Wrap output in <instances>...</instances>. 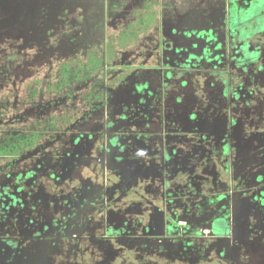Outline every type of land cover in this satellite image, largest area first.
<instances>
[{
    "label": "flooded vegetation",
    "instance_id": "af4514ba",
    "mask_svg": "<svg viewBox=\"0 0 264 264\" xmlns=\"http://www.w3.org/2000/svg\"><path fill=\"white\" fill-rule=\"evenodd\" d=\"M144 1L0 0V140L14 134L19 149L22 140L33 141L27 153L0 163V264H264V149L255 151L257 165L249 163L251 173L232 167L237 155L264 144L263 45L246 37L232 46L227 61L225 55L216 62L209 56L202 62L228 68L226 73L219 69L201 84L178 89L186 98L196 86L206 91L216 115L211 118L209 108L197 113L206 135L172 133L166 142L165 128L152 124L139 130L151 136L116 139L115 134L135 128L105 122L109 112L116 113L101 104L97 121L79 126L87 114L96 113L83 107L87 92L102 87L105 61L99 52L91 54L96 34L102 45L106 24L113 35L115 24L119 31L133 26L142 18ZM234 1L243 6L247 0ZM196 2L188 0L189 10H196ZM169 35L159 27L155 38L146 40L161 49ZM255 35L249 38H263L264 30ZM22 39L32 42L23 46ZM165 65L171 70L174 61ZM50 68L60 77L47 82L44 91L62 90L68 100L63 110L30 122L7 121L22 109L21 87L38 92ZM160 68L152 88L161 92L164 84L172 87L168 119L176 130L183 123V107L175 100L173 81L181 78L164 80ZM118 111L129 114L131 109ZM105 133L114 139L104 143ZM86 167L94 175L83 182L77 175ZM45 172L68 188L44 194L33 188L39 184H22ZM134 178L130 199L123 193Z\"/></svg>",
    "mask_w": 264,
    "mask_h": 264
},
{
    "label": "rangeland",
    "instance_id": "374dc122",
    "mask_svg": "<svg viewBox=\"0 0 264 264\" xmlns=\"http://www.w3.org/2000/svg\"><path fill=\"white\" fill-rule=\"evenodd\" d=\"M166 1L163 3L164 5L169 3L171 4L172 9L176 8L175 14L177 15V18L173 28L182 39V42L184 43L183 46L174 47V51L168 53L167 51L169 49H166L164 45L163 47H161V49L158 48V51H160L161 53L159 52V54H157V51H154L156 50V48H152L150 45L151 43L149 44L148 40H146V38H149V41H152L159 29V16L152 10L147 9L151 4L150 8H154V10H157L158 6L161 3L159 0L144 1L143 4L146 6V8L141 13V15L138 14L139 16H142V18H137L138 20L134 22L133 26H128L127 30H123V28H121V30L119 31L118 24H115V34L113 35L111 33V29H108V24H106L107 27L105 35L104 29L103 34H101L102 45L100 42V33H97L95 37L96 46L93 48L91 47L93 51L91 52V54L99 52L100 57L104 58L105 61V65H102L103 69L101 70V72L103 73L102 87H96L93 88L94 91H88V96L86 97V101L84 102L85 104L87 103V106H83L85 111L86 109H91L96 113L93 112V116L90 115L91 112L89 113V115L87 114V117L83 120L82 123L79 124V126H90L91 123L94 122L93 118H95V120L97 121V118H99L100 114L102 113L98 111L97 107L102 105V108L105 107V110H107V112L112 111L116 113L110 114L109 112L108 120H106V116L104 118L105 122L112 126L118 127L126 125V130L135 128L134 132L127 131L124 133L120 132L118 133V135L115 134L116 139L119 138V136L125 138L151 136V133L142 135L139 130L141 126H151L152 124H161L162 128H165L164 132L166 142L169 141L168 137L173 136L172 133H175V137H180V133L184 132L193 135L194 133H201L204 135L207 134L206 130L201 128L203 127V125H199L200 123L196 118L198 116L197 113L204 111L206 108L210 109L211 118L212 116H216L214 115L215 108H213V104L211 106V103L209 104V98H206V91H202L196 86V90L195 92H193L192 97L186 98L184 91L180 93L178 89H185L190 82H192V84H194L195 86V84L197 85L198 81L204 79V77H208V75L214 76L215 74H217V71H219V69H221L222 67L219 68L214 64H207L204 61L202 62L200 59H197L198 56H193V53H195V48H197L198 46L206 45L204 46V48L199 49L200 52H202L204 56L208 55L206 56V58L209 57L210 54H212L213 58H211L210 61L216 62L218 61L217 57H220L221 59V57L227 54L224 51L222 54H219L221 53V51L219 52V50H221V41L226 44L225 36H222L221 38V31H223L224 27L229 28L230 31L234 29V27L235 29L237 28L239 35L238 40L240 41L246 37L256 36V33L264 30V11H261L262 8H260V6H262L261 3H263L264 0H257L258 3H254V1L251 0L243 1L244 6L246 5L248 7V4L250 5L247 10H245L244 8L239 9V15L236 16L234 25H232L230 19L227 18V16L225 17L224 24V15L217 14L218 11H221L220 8L224 9L223 12L225 11L227 3H225L224 0H196L197 6L195 7V12H193V14L190 13V15H185L184 17H181V14L183 12L184 14L188 12L186 10L188 0L180 4L179 0L177 2H175L176 0ZM209 3L210 6L212 4H219L218 7H216V9L218 10L215 11L216 15H213L212 12H210L208 16V18L210 19L213 18L212 23L208 20L206 21L207 16L203 15L201 12L202 10L208 8L206 6H208ZM237 3L241 2L237 1ZM121 7L123 6L119 1H117V4H115V8L120 10ZM200 7L202 10L199 9ZM109 8L110 4L106 5V7L104 8L105 15L103 14L102 18L105 20H103L105 23L110 19L108 15ZM111 8H113V6ZM258 13H260L261 15L258 16ZM179 21H181V23ZM173 28H170V30L173 31ZM225 33L226 32H224V35ZM205 35H207L208 41L202 38V36ZM21 41L24 42L23 46H26L27 42L29 41L32 42V40L29 39H22ZM170 41H172V38H170ZM158 45L159 44H157V47ZM102 46L104 47V49L102 48ZM212 46L216 47L212 48ZM213 49L214 52L212 51ZM160 57L162 63H159ZM168 61H174V65H172L174 68H168L171 70H167L166 67H164V65ZM158 64L162 66H159ZM230 64L234 65V61ZM244 64L242 63V65ZM159 68L163 69L161 73L164 80L181 78V80L179 81H173L177 92L174 95L175 100L183 107V123L181 126H178V129L176 130L174 129L175 125L173 123L170 124L168 119L170 116V109L167 99L169 97V93L173 91L172 87L169 84H164V90L161 92L157 91V86L155 89L152 88L153 79L155 78V76H157ZM58 77H60V74H58L57 69L52 70L50 68L48 72L44 73L45 80L43 82H40L41 86H38L39 91L36 93L35 91H32L31 89H28L26 86L22 85L23 87H21L20 89V103L22 104V109L21 111L17 112L15 116L14 114H11L10 116L12 119L8 118L7 121L30 122L29 119L32 117L47 116L50 113L59 112V110L62 111V104H65L68 101L66 100L65 96H61L62 90L56 91L50 90L51 88H49L48 93L44 91V89H48V85H46V83L52 80L57 81L59 80ZM187 77H190L191 79H185ZM96 79L97 77L95 78V80ZM199 83L201 84V81H199ZM66 89L67 88L65 87V90ZM81 92L82 91H77V94L75 93V95H81L79 94ZM159 94H161L162 96L160 97ZM32 99L37 102H33ZM162 102H164V104H162ZM118 107L120 110L122 109V107H126L127 111L128 108H130L131 111H129V114L128 112L124 114L118 111ZM11 108H13V105L11 106ZM160 112L161 114H159ZM104 115L105 112L103 110V116ZM216 125H218V123H216ZM106 138L114 139V134L108 137V135H106L105 133V135L103 136V140H105L104 143H106ZM95 149L98 148L95 147ZM263 149L264 144L262 142L261 146H259L257 149L255 148V150L249 151L248 153L241 156L237 155L235 157L236 159L232 161V167L241 169L247 174L251 173L249 170L250 167H248L249 163L252 161L253 164L257 165L258 156H256L255 151H261ZM86 159L87 158L84 157V161H86ZM149 162L150 159H148L147 165H145V167L150 165ZM47 174L48 172H45L44 175L41 174L39 176H36L33 182H31L30 180L23 182L22 180V184L27 183L30 186L31 184H39V186H35L33 188L40 189V191L42 190L44 194L46 189H49V191H52L51 189H54L53 194H59V187L68 188L63 187L62 185H57L53 174L51 176H48ZM92 175H94V172L91 171V167H86V172L84 171L81 172V174H78L77 179L80 178V181H83V179L87 181L91 179ZM257 175L260 174L254 175V178H257ZM136 179H133L134 181L132 185L127 191L123 193L128 194L130 199L135 194L137 183V181L135 182ZM39 180H41V182H39ZM220 183L224 184L223 181ZM42 186L45 189H42ZM30 202L33 204V201ZM168 227H170V224ZM216 227L220 232L224 231L220 225Z\"/></svg>",
    "mask_w": 264,
    "mask_h": 264
},
{
    "label": "crops",
    "instance_id": "0c3cea01",
    "mask_svg": "<svg viewBox=\"0 0 264 264\" xmlns=\"http://www.w3.org/2000/svg\"><path fill=\"white\" fill-rule=\"evenodd\" d=\"M152 1H154V0H152ZM161 3H160V9H159V6H158V9L157 10H154V8H150V6H151V4H150V6L147 8V9H149V10H152L154 13H156L158 16H159V24H158V26L159 27H165V29L167 30V31H169V33H170V35L167 37V40L168 41H170V38H172V41H170L168 44H167V46H166V49H169L167 52L169 53V52H172V51H174V47H182L183 46V42H182V39L180 38V36L177 34V32L175 31V29L173 28L174 27V23L176 22V18H177V15L175 14V9L176 8H174V9H172L171 8V4H169V3H167L166 5H164L163 3L166 1V0H159ZM174 1V0H173ZM178 0H176L175 2H177ZM167 2V1H166ZM184 2H186V0H179V4L180 3H184ZM188 3V2H187ZM178 4V5H179ZM219 5V4H218ZM218 5L217 4H212L211 6H206V7H208L207 9H204V10H202L201 9V7L199 8V9H201L202 11V14L203 15H205V16H207V14H210V12H212V14L213 15H216L215 14V11H218L217 9H216V7H218ZM214 8V9H213ZM209 9V10H208ZM188 12H186L185 14H184V12L181 14V17L183 16H185V15H190V13H192L193 14V12H195V11H192V10H189V8H188V6H187V9H186ZM220 12L218 11L217 12V14H221V15H223L224 13H223V8L221 9L220 8ZM146 13V12H145ZM145 13H144V15H145ZM165 18V21L163 20ZM219 18V17H218ZM168 21V22H167ZM183 21H184V19H183ZM206 21H207V18H206ZM180 23H181V21H179ZM169 23V25L170 26H168L167 27V24ZM167 27V28H166ZM170 28H173V31H171L170 30ZM206 37H205V39L204 40H206V41H208V37H207V35H205ZM152 48H157V52L156 53H158V52H160V51H158V48L160 49V47H157V44H155V45H152L151 46ZM154 51H156V50H154Z\"/></svg>",
    "mask_w": 264,
    "mask_h": 264
},
{
    "label": "trees",
    "instance_id": "16d2710c",
    "mask_svg": "<svg viewBox=\"0 0 264 264\" xmlns=\"http://www.w3.org/2000/svg\"><path fill=\"white\" fill-rule=\"evenodd\" d=\"M261 4H262V6H260V8H262L261 11H264V2ZM249 5L250 4H248V6ZM239 6H240V9L244 8L246 10L248 8V7L247 8L244 7V5L241 6V4H239ZM259 15H261V14L258 13V16ZM232 18H233V20H236L235 19L236 16H232ZM223 23L225 24V18L223 19ZM251 39H253V38L248 37L247 38V40H249L248 42L254 43L255 41H257L260 45H263V47H264V37L263 38H257L256 37L253 40H251ZM233 45H235V44H233ZM60 69H61V71H63V67H61ZM32 145H33V141L31 140V138H26V139L21 141V145H20V149H19V146H17V141L14 138V134H7L6 138L4 140H0V163L6 162V161H11V159L13 157H15L17 155L20 156V155L27 153V151L31 150ZM219 181L220 182L223 181L226 186L229 185L228 184L229 181H224L221 177L219 178Z\"/></svg>",
    "mask_w": 264,
    "mask_h": 264
},
{
    "label": "water",
    "instance_id": "95a60500",
    "mask_svg": "<svg viewBox=\"0 0 264 264\" xmlns=\"http://www.w3.org/2000/svg\"><path fill=\"white\" fill-rule=\"evenodd\" d=\"M224 2L225 3H227L226 4V7H225V11L223 12L224 14V18L227 16V18H229L230 19V21H231V23H232V25H234V23H235V20H233V18H232V16H237V15H239V13H238V11H239V9H240V6H239V3H237V2H235L234 0H224ZM223 3V2H222ZM244 7H246L247 8V6L245 5ZM249 7V6H248ZM248 9V8H247ZM246 9V10H247ZM208 16H209V14H207V20L209 21V22H211L212 23V19H210V18H208ZM237 27H238V25H237ZM226 32L225 33V35H224V33L223 32ZM222 32V34H221V38H222V36H225V38H226V44L224 43V42H222L221 41V46H220V48L221 49H223V51H225V53H228L229 52V50L231 49L232 50V46H233V44H236L238 41H240V40H238V29L236 28L235 29V27H234V29H232L231 31H230V29L229 28H225L224 27V29H223V31H221ZM220 35V34H219ZM218 35V36H219ZM205 37L206 36H202V38L203 39H205ZM210 42V41H209ZM204 46H206V45H202V46H198L197 48H195V53H193V56H198L197 57V59H200L201 61L202 60H205V59H207V58H209V57H207L206 58V56H208V55H206V56H204L203 54H202V52H200V48H204ZM213 47H216V46H212V48ZM226 50H227V52H226ZM213 52H214V50H212ZM210 56L212 57V54H210ZM204 57V58H203ZM227 58H230V56H228L227 54L225 55V60L227 61ZM229 60V59H228ZM225 63V62H224ZM225 65H227V63H225ZM222 69V68H221ZM223 69H225V73H226V71L228 70V68H223ZM222 69V70H223ZM221 70V71H222ZM220 71V72H221ZM229 76H230V72H229Z\"/></svg>",
    "mask_w": 264,
    "mask_h": 264
}]
</instances>
